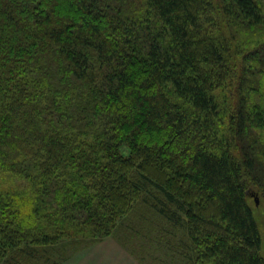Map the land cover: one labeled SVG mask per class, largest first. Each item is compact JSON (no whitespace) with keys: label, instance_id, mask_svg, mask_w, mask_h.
Here are the masks:
<instances>
[{"label":"trees","instance_id":"16d2710c","mask_svg":"<svg viewBox=\"0 0 264 264\" xmlns=\"http://www.w3.org/2000/svg\"><path fill=\"white\" fill-rule=\"evenodd\" d=\"M259 27L264 0H0V258L145 204L193 264H264Z\"/></svg>","mask_w":264,"mask_h":264},{"label":"rangeland","instance_id":"374dc122","mask_svg":"<svg viewBox=\"0 0 264 264\" xmlns=\"http://www.w3.org/2000/svg\"><path fill=\"white\" fill-rule=\"evenodd\" d=\"M243 37L250 44L262 41L264 40V27L247 32ZM217 92L222 110H225L227 106L224 105V102L225 104L229 102V96L224 89H218ZM226 96L227 99L224 101ZM222 116L227 118L226 113H223ZM249 192L248 201L253 208L264 245V201L255 189H251ZM255 197H258V204L255 202ZM105 238L112 239L133 256L139 264H193L189 258V240H187L184 230L180 227H173L162 219L153 208L145 204L135 207L130 217L124 220L123 225ZM97 241L100 240L90 239L88 236L77 243L60 240L52 246L47 245L50 249L43 248V253L36 254L37 257L29 251L27 254H24L23 251H12L11 255L7 254L3 259L0 258V264H59L62 261L61 264L68 256ZM25 260L27 261L24 263ZM197 264L207 263L202 261Z\"/></svg>","mask_w":264,"mask_h":264},{"label":"crops","instance_id":"0c3cea01","mask_svg":"<svg viewBox=\"0 0 264 264\" xmlns=\"http://www.w3.org/2000/svg\"><path fill=\"white\" fill-rule=\"evenodd\" d=\"M61 264H139L125 249L110 238L78 250Z\"/></svg>","mask_w":264,"mask_h":264},{"label":"water","instance_id":"95a60500","mask_svg":"<svg viewBox=\"0 0 264 264\" xmlns=\"http://www.w3.org/2000/svg\"><path fill=\"white\" fill-rule=\"evenodd\" d=\"M255 202L256 204H258V197H255Z\"/></svg>","mask_w":264,"mask_h":264}]
</instances>
